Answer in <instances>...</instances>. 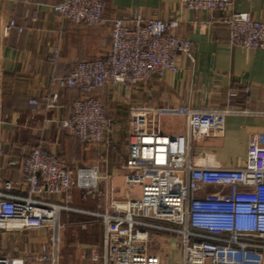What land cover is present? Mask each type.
I'll list each match as a JSON object with an SVG mask.
<instances>
[{"label": "built area", "instance_id": "1", "mask_svg": "<svg viewBox=\"0 0 264 264\" xmlns=\"http://www.w3.org/2000/svg\"><path fill=\"white\" fill-rule=\"evenodd\" d=\"M106 0H58L54 10L73 24L99 27L104 22ZM189 9L219 11V22L229 31V42L249 49H264V18L234 8V0H181ZM15 26L11 19L5 30ZM177 19L163 20L134 15L116 18L110 27L106 53L76 62L65 76L55 78L60 88L77 89L72 114L62 125L86 146L105 141L111 119L101 99L100 88L118 84L131 89L154 73L176 71L178 56L193 60V43L177 33ZM49 61H58L52 47ZM246 93L250 88L244 89ZM1 92V87H0ZM238 90L227 92V107ZM58 91L42 99L31 98L33 107L57 106ZM186 118L183 133H165L144 110L131 112V134L126 158V193L111 196L100 211H85L99 217L104 226L102 264H163L162 254L152 250L161 244L160 232L179 237L180 264H245L246 258L227 260L235 249L253 251L264 264V130L250 134L242 166L211 165L198 151V138L222 137L229 110L199 109L181 104ZM19 165L27 185L26 194H14L11 180L0 181V233L10 229H43L51 239L52 260L58 261L61 214L72 209L73 188L84 194L104 195V175L97 165H71L41 144L27 155L10 160ZM215 189V190H214ZM51 194H63L51 201ZM82 211V210H81ZM152 231L154 233H152ZM45 251V250H44ZM48 254L44 253L43 257ZM0 264H16L0 254Z\"/></svg>", "mask_w": 264, "mask_h": 264}, {"label": "crops", "instance_id": "2", "mask_svg": "<svg viewBox=\"0 0 264 264\" xmlns=\"http://www.w3.org/2000/svg\"><path fill=\"white\" fill-rule=\"evenodd\" d=\"M57 1L0 0V181L11 180L14 194H26L27 185L20 166L10 160L27 155L32 147L41 144L71 165L86 163L100 168L104 175L100 188L105 194H97L95 203L88 202L81 189L73 188L71 203L104 210L113 194H124L122 190L113 192L110 182L119 172L123 176L126 172L133 110L154 115L161 121L158 128L162 132L183 133L186 120L177 116L181 104L227 109L225 134L198 138L195 146L206 153L211 165H244L250 134L264 130V49L231 45L227 27L219 22V11L189 9L181 0H106L104 22L99 27L62 19L54 10ZM234 8L257 19L264 18V0H234ZM134 15L177 19V33L192 41L194 59L179 54L178 70L154 73L131 89L122 84L98 89L94 95L106 107L111 127L104 142L88 147L62 125L71 116L72 103L81 93L60 88L54 83L55 78L67 75L80 60L106 53L113 20ZM11 19L15 26L5 30ZM52 47L58 48L56 63L48 58ZM246 87L250 88L249 93L244 91ZM232 88L238 94L228 108L227 92ZM55 90L59 92L55 108L33 107L29 103L31 98L42 99ZM103 183L107 184L105 188L101 187ZM48 199L61 201L64 195L51 194ZM76 212H80L81 220L73 218L75 214L69 211L61 214L57 263L52 260L51 239L43 229L1 231V256L16 264H102V259H94L93 255L105 251L103 222L83 210ZM238 253L237 258L247 259L245 264L260 263L253 251L240 249L228 253L227 260Z\"/></svg>", "mask_w": 264, "mask_h": 264}, {"label": "rangeland", "instance_id": "3", "mask_svg": "<svg viewBox=\"0 0 264 264\" xmlns=\"http://www.w3.org/2000/svg\"><path fill=\"white\" fill-rule=\"evenodd\" d=\"M177 116L186 120L184 115L179 113V112H177ZM160 123H161V121L159 119H154L153 124L156 127H159ZM185 127H186V123H185ZM110 185L113 187L112 188L113 192H118V191L120 192L122 190L123 193H126L125 188H124V185H125L124 176L122 175V172H119V175L115 179H113V182H110ZM110 185L108 187H110V189H111ZM106 186H107L106 183H103L101 185V187H103V188H105ZM107 189H109V188H107ZM100 190L102 191L101 188H100ZM117 195H119V194H117ZM83 197H86L87 199H89V200H87L88 202L93 201L94 203L99 198L98 195L92 196L90 194H84V193H83ZM72 202H73V198H72ZM88 204H90V203H88ZM69 205L72 209H79V210H83V211H89V210L90 211L91 210L96 211V207L94 205L93 206H91V205L79 206V205H76L75 203H70ZM64 211H69L70 213L75 214L73 216V218H79V220H81L80 212H76L78 210H64ZM77 215H79V216H77ZM152 233H154V232L152 231ZM159 235H160L159 237H160L161 244L152 245V250L155 252H158L160 254H163V259H164L163 264H180V251L178 249L179 237H176V235H173L172 233H168V232H160ZM238 255H239V253L237 255L232 254L230 257L231 258H237Z\"/></svg>", "mask_w": 264, "mask_h": 264}]
</instances>
